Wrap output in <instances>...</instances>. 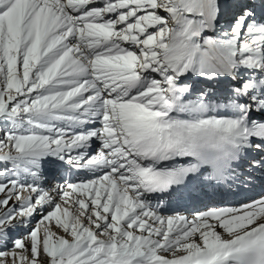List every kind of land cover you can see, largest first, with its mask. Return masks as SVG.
<instances>
[{
  "label": "snow or ice",
  "instance_id": "6c2138e0",
  "mask_svg": "<svg viewBox=\"0 0 264 264\" xmlns=\"http://www.w3.org/2000/svg\"><path fill=\"white\" fill-rule=\"evenodd\" d=\"M0 264H264V0H0Z\"/></svg>",
  "mask_w": 264,
  "mask_h": 264
}]
</instances>
